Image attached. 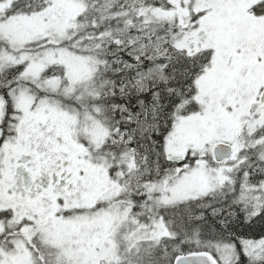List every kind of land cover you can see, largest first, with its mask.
Segmentation results:
<instances>
[{
  "label": "snow or ice",
  "instance_id": "6c2138e0",
  "mask_svg": "<svg viewBox=\"0 0 264 264\" xmlns=\"http://www.w3.org/2000/svg\"><path fill=\"white\" fill-rule=\"evenodd\" d=\"M0 264H264V0H0Z\"/></svg>",
  "mask_w": 264,
  "mask_h": 264
}]
</instances>
